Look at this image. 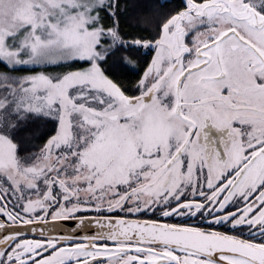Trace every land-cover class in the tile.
I'll use <instances>...</instances> for the list:
<instances>
[{
  "label": "snow or ice",
  "instance_id": "6c2138e0",
  "mask_svg": "<svg viewBox=\"0 0 264 264\" xmlns=\"http://www.w3.org/2000/svg\"><path fill=\"white\" fill-rule=\"evenodd\" d=\"M0 264H264V0H0Z\"/></svg>",
  "mask_w": 264,
  "mask_h": 264
}]
</instances>
